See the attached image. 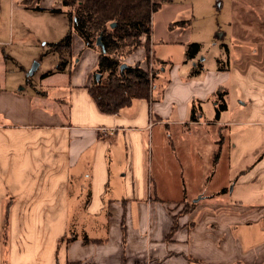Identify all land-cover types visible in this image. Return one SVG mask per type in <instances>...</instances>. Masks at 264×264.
<instances>
[{"label": "crops", "instance_id": "1", "mask_svg": "<svg viewBox=\"0 0 264 264\" xmlns=\"http://www.w3.org/2000/svg\"><path fill=\"white\" fill-rule=\"evenodd\" d=\"M25 1L10 10L48 12L69 28L51 11L60 0ZM174 21L187 20L151 28V54L165 64L149 100L115 114L88 92L98 53L77 34L67 116L22 66L7 77L0 41V264H264V41L227 26L221 64L208 67L201 50L185 58L189 42H208ZM143 56L138 48L125 65Z\"/></svg>", "mask_w": 264, "mask_h": 264}, {"label": "rangeland", "instance_id": "2", "mask_svg": "<svg viewBox=\"0 0 264 264\" xmlns=\"http://www.w3.org/2000/svg\"><path fill=\"white\" fill-rule=\"evenodd\" d=\"M57 1L27 0L25 4H27L26 6L53 5ZM65 19L53 16L48 12L34 11L33 8L15 7L10 10V0H0V41L7 42L5 55H3V60L6 61L5 73L7 77L13 78L14 72L19 71L22 66L26 77H30L39 86L44 83L42 86L44 91L51 96L61 98L62 101L57 104L62 114L67 116V88L70 84V74L75 69L76 58H72L67 64L66 52L62 55L58 53L43 55L46 49L44 42H57L66 33L68 27ZM176 19L190 22V27H193L189 32L191 38L204 37V40L208 42L204 44L200 53L205 58L204 65L208 67L218 63V56L224 55L220 42L226 38L227 26L232 27V31L236 32L239 25H245L247 33L253 37L254 32H258L261 36L258 40L262 38L264 41V0H170L163 3L161 8L152 14L151 28L158 33L162 32L166 21ZM49 29H52L56 34L55 39H49L48 35H44ZM216 31L218 32L216 33ZM222 31L224 35H222ZM232 37L236 38L237 36L232 35ZM213 41L217 43L214 45L211 43ZM126 58H123V61L127 62ZM60 61L67 64L66 70L56 68ZM34 62H37L38 65L31 73ZM145 63L147 69L151 71L158 65L151 54H148ZM3 69L0 68L1 72ZM95 75L96 73H94ZM250 129L247 128L246 132H250ZM249 138L252 140L253 135L247 136V144H252L253 142L249 141ZM153 142L156 149L158 140L154 138ZM3 238L4 235L1 234L2 249ZM4 259L6 260V258Z\"/></svg>", "mask_w": 264, "mask_h": 264}, {"label": "trees", "instance_id": "3", "mask_svg": "<svg viewBox=\"0 0 264 264\" xmlns=\"http://www.w3.org/2000/svg\"><path fill=\"white\" fill-rule=\"evenodd\" d=\"M167 1L170 0H60V6L52 8L51 11H63L69 28L59 41L47 44L43 55L49 52L59 55L69 52L72 34L75 33L87 47L98 53L95 73H100L101 76L98 80H93L87 89L100 111L115 114L131 106L136 99L149 100L150 82L153 85L165 64L155 58L158 65L154 70L147 69L145 65L146 58L151 53V16ZM188 22L174 21L169 26H185ZM201 47L198 42H189L185 50L186 60L195 58ZM138 48L144 50L142 60L122 68V64H125L123 58L130 57ZM217 62L221 63L219 59ZM64 65L60 61L56 68L62 70ZM202 69V63L197 62L190 76L199 74ZM216 98L220 99L216 106L217 112H220L226 107L223 93L217 92ZM190 116L195 118L194 106ZM190 207L186 205L182 210L186 211Z\"/></svg>", "mask_w": 264, "mask_h": 264}, {"label": "water", "instance_id": "4", "mask_svg": "<svg viewBox=\"0 0 264 264\" xmlns=\"http://www.w3.org/2000/svg\"><path fill=\"white\" fill-rule=\"evenodd\" d=\"M114 25V23H112V26ZM100 42V40L98 39L97 40V43H99ZM37 65H38V63L37 62H34V64H33V67H32V69H31V73L35 70V68L37 67ZM125 66V64H122V68ZM100 73H96V75H95V77H96V79L98 80L99 78H100Z\"/></svg>", "mask_w": 264, "mask_h": 264}, {"label": "built area", "instance_id": "5", "mask_svg": "<svg viewBox=\"0 0 264 264\" xmlns=\"http://www.w3.org/2000/svg\"><path fill=\"white\" fill-rule=\"evenodd\" d=\"M151 54V53H150ZM151 56H152V54H151ZM150 78H151V76H150ZM150 88H152V84H151V82H150ZM104 131H107V129H103Z\"/></svg>", "mask_w": 264, "mask_h": 264}]
</instances>
